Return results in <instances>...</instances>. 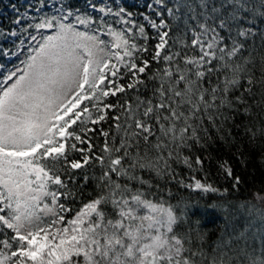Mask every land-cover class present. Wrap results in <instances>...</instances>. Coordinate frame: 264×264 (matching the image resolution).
<instances>
[{"label": "snow or ice", "instance_id": "snow-or-ice-1", "mask_svg": "<svg viewBox=\"0 0 264 264\" xmlns=\"http://www.w3.org/2000/svg\"><path fill=\"white\" fill-rule=\"evenodd\" d=\"M89 7L95 14L61 2L56 13L38 15L21 66L2 77L0 264H264V243L259 253L247 241L233 249L231 240L211 254L193 249L191 232L176 227L198 205H173L144 178L219 192L196 178L204 160L185 153L204 147L206 125L221 130L225 112L264 113V54L249 51L257 32L245 23L255 7L222 0L214 20L176 36L157 12L153 37L126 8ZM246 135L264 137V127ZM180 165L193 173L188 183L177 179ZM89 167L82 179L92 193L72 207L78 194L69 185ZM220 167L232 177L227 162Z\"/></svg>", "mask_w": 264, "mask_h": 264}, {"label": "trees", "instance_id": "trees-1", "mask_svg": "<svg viewBox=\"0 0 264 264\" xmlns=\"http://www.w3.org/2000/svg\"><path fill=\"white\" fill-rule=\"evenodd\" d=\"M12 0H0V33L11 34L16 29L18 11L24 10L30 6V3H24L22 0H16L18 6L10 9L8 2ZM65 6L73 9L87 6L90 0H59ZM126 7L134 12L139 19L145 16L152 21L163 17L168 26L173 29V36L179 35L185 27H192L197 24V17L205 18L207 12L212 11L214 7L220 8L222 0H164L163 3L156 6L153 11L148 3L138 4L130 0H124ZM262 0H249V4L256 9V14L250 16L245 22L247 26H255L257 35L249 39L248 49L257 56L264 54V40L261 33H264V17L259 15ZM158 6V7H157ZM190 7H193L192 9ZM173 8L175 14H169L167 9ZM186 11V12H185ZM222 11V10H221ZM162 13V17L156 15ZM219 13H214L205 18V20H214ZM146 32L150 37L155 36L156 30L151 28L150 24L145 22ZM226 31V30H225ZM0 36V60L7 55L15 52V44L3 40ZM156 43L155 39L148 41L149 53L144 54V59H151V49ZM7 52V54H5ZM248 53L246 52L245 55ZM156 65L153 63L149 71L154 70ZM147 79V77H145ZM125 80L123 83H127ZM240 95V92L236 93ZM134 92H129L127 97H121L123 100L134 96ZM112 103L116 99L111 100ZM243 109L239 113L225 112L229 118L221 124V130L217 131L211 125H206L209 132L203 140L204 147L194 146L191 153L193 160L199 155L204 160L203 171L195 173L196 178L205 183L212 184L219 189V192H202L182 188L179 183L171 180H160L145 174V179L151 180L153 184L160 185V191L156 195L163 196L173 205L178 203H195L198 207L185 221H181L177 227V233L184 234L191 232L193 249L203 247L209 254L212 249L224 241L231 240L232 248H243L245 241L249 246L248 250H255L259 253L264 236L262 226L264 224V200L258 199V196H264V137L257 136L252 140L250 135H246L247 127H264V113L258 115V110H254L251 117L243 115ZM107 128V125H104ZM204 136V133H201ZM95 139V138H94ZM97 144L102 140H95ZM79 158L78 153L72 154ZM227 162L232 169V177L227 176L220 167ZM179 173L177 179H184L189 182V177L193 175L183 165L175 166ZM84 174H93L91 167L86 168L84 173H77L75 186L69 185L78 195L72 207H79L80 198L87 200L93 189V183H85L82 179ZM235 177H239V184H236ZM227 189V191H224ZM169 191L171 196L169 197ZM155 192V189H153ZM179 214V212H178ZM243 235L244 239L238 238ZM203 238L202 240L200 238ZM229 251L227 247L223 249ZM231 255L232 253L229 252Z\"/></svg>", "mask_w": 264, "mask_h": 264}, {"label": "rangeland", "instance_id": "rangeland-1", "mask_svg": "<svg viewBox=\"0 0 264 264\" xmlns=\"http://www.w3.org/2000/svg\"><path fill=\"white\" fill-rule=\"evenodd\" d=\"M24 3H30V6L24 10L18 11V18L19 23L16 22V29H14L15 35L12 33L9 35H5V33L1 32L0 36H3V40L9 41L13 43L16 41L15 44V52L7 55L4 59L0 60V84H2V77L10 73L11 71L15 70V68L21 66V61L25 59V56L27 55V49L28 45L30 43L29 41V32L32 31L29 29V24H31L34 19L38 15H45V14H53L56 13L59 10V5L62 1L59 0H22ZM131 2H137L138 4H145L148 3L151 5V10L156 8L155 5H159L160 3H157V0H130ZM92 3H96L97 7L101 5H105L107 7H111L114 10L118 9L120 7L126 8L129 10L124 0H90L87 2V6H81L79 9L82 12H88L90 14H95L93 12V9L89 7ZM148 5V6H149ZM8 6L10 9H13L14 7L18 6V2L16 0H12L11 2H8ZM158 7V6H157ZM191 9L193 7H190ZM216 8V7H214ZM132 12V11H131ZM186 12V11H185ZM133 19H135L137 22L142 23L145 25V22L150 24V19H139L134 12ZM213 14L212 11H209L206 13L205 18L208 16H211ZM205 18L202 16H198L196 21L197 23L204 22ZM156 30V29H155ZM157 31V30H156ZM21 53H24L23 55ZM198 179V178H197ZM204 182V181H202ZM263 230V236H264V224L262 226Z\"/></svg>", "mask_w": 264, "mask_h": 264}]
</instances>
